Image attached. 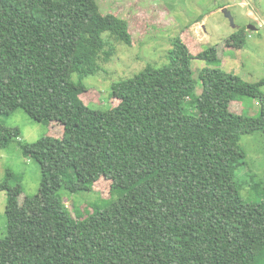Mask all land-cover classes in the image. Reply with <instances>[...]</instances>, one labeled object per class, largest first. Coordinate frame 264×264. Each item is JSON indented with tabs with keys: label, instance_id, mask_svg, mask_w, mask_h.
<instances>
[{
	"label": "trees",
	"instance_id": "16d2710c",
	"mask_svg": "<svg viewBox=\"0 0 264 264\" xmlns=\"http://www.w3.org/2000/svg\"><path fill=\"white\" fill-rule=\"evenodd\" d=\"M103 4L0 0V114L23 109L63 128L22 144L40 166L36 195H23L15 173L0 183L8 195L0 264H264V189L255 182L262 198L244 199L239 177L242 135L264 132V81L212 65L221 42L203 48L185 26L167 64L113 82L119 103L93 108L84 79L103 71L114 41L132 46L135 28ZM250 34L240 27L223 42L240 49ZM195 60L206 64L199 80ZM241 97L256 99L259 115L238 108ZM21 134L0 123V147ZM102 179L107 202L76 218L62 188L93 191Z\"/></svg>",
	"mask_w": 264,
	"mask_h": 264
},
{
	"label": "rangeland",
	"instance_id": "374dc122",
	"mask_svg": "<svg viewBox=\"0 0 264 264\" xmlns=\"http://www.w3.org/2000/svg\"><path fill=\"white\" fill-rule=\"evenodd\" d=\"M103 1L105 11L114 8L120 10L123 16L131 17L135 28L133 45L114 41L116 52L104 64L103 71L84 79L86 86L91 89L85 99L93 108H107L109 99L114 105L119 103L110 97L113 82L132 77L149 64L155 67L167 64V53L172 47L171 39L183 34L185 26H188L196 38V43L202 44L203 48L221 42L219 53L222 61L212 65L238 74L248 82L264 81V0ZM223 8L232 12L236 24L222 11ZM246 23L255 25L257 29L250 30L251 36H248L242 48L238 49L223 42L239 24ZM205 65L204 61H193L194 77L197 80L199 70ZM74 78L77 79V76ZM261 87L264 91V83ZM201 89V84H198V93ZM189 100L187 99L186 105L191 109ZM234 103L247 115L260 113V105L254 98H236ZM0 123L17 126L22 130L21 137L14 139L8 148L0 147V183L7 177L8 172L15 173L19 179L13 183H21L23 195L32 197L39 192L41 170L36 160L25 155L22 144L35 142L46 135L61 137L62 125L55 123L52 128L37 122L23 109H18L9 116L0 114ZM241 144L247 152V166L241 170L239 176L244 182L241 194L247 200H260L262 196L252 192V185L257 182L264 189V132L242 135ZM109 189V180L102 179L96 183L93 191L71 193L63 187L61 194L73 215L78 218L77 215L85 217L103 207L107 202ZM7 199V192L0 191V237H4L8 230Z\"/></svg>",
	"mask_w": 264,
	"mask_h": 264
},
{
	"label": "water",
	"instance_id": "95a60500",
	"mask_svg": "<svg viewBox=\"0 0 264 264\" xmlns=\"http://www.w3.org/2000/svg\"><path fill=\"white\" fill-rule=\"evenodd\" d=\"M224 13L227 15V17L231 20L232 23H234V17L232 16V13L231 11H229L227 8H223ZM248 29L250 30H254V29H257L255 25L251 24L249 25Z\"/></svg>",
	"mask_w": 264,
	"mask_h": 264
},
{
	"label": "flooded vegetation",
	"instance_id": "af4514ba",
	"mask_svg": "<svg viewBox=\"0 0 264 264\" xmlns=\"http://www.w3.org/2000/svg\"><path fill=\"white\" fill-rule=\"evenodd\" d=\"M222 7V6H221ZM232 13V12H231ZM232 16L234 17V15L232 14ZM234 23H235V17H234ZM236 24V23H235ZM249 25H251L250 23H246V24H239V27H237L235 30L239 29L240 27H245V29H248Z\"/></svg>",
	"mask_w": 264,
	"mask_h": 264
}]
</instances>
